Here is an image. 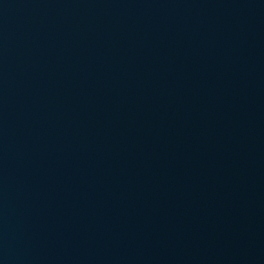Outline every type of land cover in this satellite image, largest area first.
I'll return each mask as SVG.
<instances>
[{
  "label": "water",
  "instance_id": "water-1",
  "mask_svg": "<svg viewBox=\"0 0 264 264\" xmlns=\"http://www.w3.org/2000/svg\"><path fill=\"white\" fill-rule=\"evenodd\" d=\"M264 140V0H0V264H111Z\"/></svg>",
  "mask_w": 264,
  "mask_h": 264
}]
</instances>
